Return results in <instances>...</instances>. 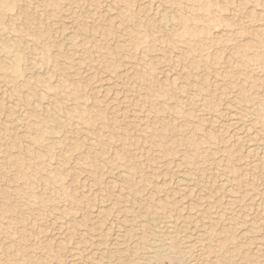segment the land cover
<instances>
[{
    "label": "rangeland",
    "instance_id": "1",
    "mask_svg": "<svg viewBox=\"0 0 264 264\" xmlns=\"http://www.w3.org/2000/svg\"><path fill=\"white\" fill-rule=\"evenodd\" d=\"M192 1L0 0V264H264V0Z\"/></svg>",
    "mask_w": 264,
    "mask_h": 264
},
{
    "label": "bare ground",
    "instance_id": "2",
    "mask_svg": "<svg viewBox=\"0 0 264 264\" xmlns=\"http://www.w3.org/2000/svg\"><path fill=\"white\" fill-rule=\"evenodd\" d=\"M58 1H60V0H58ZM142 1V0H141ZM145 1V0H144ZM151 1V0H150ZM181 1V0H180ZM191 1V0H190ZM195 0H193L192 2H194ZM212 1V0H211ZM7 2V1H6ZM192 2H190V3H192ZM54 3V2H53ZM107 3V2H106ZM144 3V2H143ZM146 3V2H145ZM144 3V4H145ZM180 3V2H179ZM184 3H188V2H184ZM207 3V2H206ZM57 4V3H56ZM55 4V5H56ZM143 4V5H144ZM147 4H148V8H149V1L147 2ZM181 4H182V2H181ZM181 4H179V5H181ZM189 4V3H188ZM193 4V3H192ZM202 4H203V2H202ZM205 4V3H204ZM151 5V4H150ZM155 5H157V3L155 4ZM154 5V6H155ZM159 5V4H158ZM178 5V4H177ZM206 5V4H205ZM183 6H184V4H183ZM195 7H196V4L194 5ZM207 6V5H206ZM153 7V6H152ZM179 7V6H178ZM182 7V6H181ZM187 7H189L188 5H187ZM193 7V6H192ZM209 7V6H208ZM180 8V7H179ZM183 8V7H182ZM189 9V8H188ZM204 9V8H203ZM214 9V8H213ZM154 10H156V9H154ZM179 10V9H178ZM181 10V9H180ZM185 10V9H184ZM192 10V9H191ZM196 10V9H195ZM206 10V9H205ZM211 10V9H210ZM215 10V9H214ZM152 11V10H151ZM154 12H156V11H154ZM158 12V11H157ZM203 12V11H202ZM252 12V11H251ZM164 13V12H163ZM210 13V12H209ZM250 13V12H249ZM248 13V14H249ZM199 14V13H198ZM208 13L206 12V14L205 15H207ZM212 14H214V13H211V15L210 16H212ZM252 14V13H251ZM159 15H160V13H159ZM165 15H167V14H165ZM204 15V14H203ZM253 15V14H252ZM161 16H162V12H161ZM167 17V16H166ZM180 17V16H179ZM202 17V16H201ZM208 17H209V15H208ZM207 17V18H208ZM212 17H214V16H212ZM216 17V16H215ZM214 17V18H215ZM157 18H158V16H157ZM161 18V17H160ZM164 18H165V16H164ZM163 18V19H164ZM187 18V17H186ZM195 18V17H194ZM166 19V18H165ZM165 19H164V21H165ZM182 19H185V18H183L182 17ZM181 19V20H182ZM189 19H191V17H189ZM196 19V18H195ZM194 19V20H195ZM204 19V18H203ZM161 20V19H160ZM169 20V19H168ZM178 20V19H177ZM180 20V19H179ZM186 20V19H185ZM191 21V20H190ZM197 21V20H196ZM200 21V20H199ZM206 21V20H205ZM204 21V22H205ZM210 21V20H209ZM212 21H213V19H212ZM52 22V21H51ZM185 22V21H184ZM208 22V21H207ZM180 23H181V21H180ZM197 23V22H196ZM202 23V22H201ZM201 23H200V25H201ZM178 24V23H177ZM205 24V23H204ZM207 24V23H206ZM225 24V23H224ZM165 25V24H164ZM185 25V24H184ZM202 25H203V23H202ZM215 25V24H214ZM240 25V24H239ZM179 26V25H178ZM191 26V25H190ZM260 27V26H259ZM182 28H184V26H182L181 27V29ZM200 28V27H199ZM202 29H203V27H202ZM201 29V30H202ZM184 30V29H183ZM249 30V29H248ZM264 30V29H263ZM190 31V30H189ZM204 31V30H203ZM169 32V31H168ZM187 32V31H186ZM192 32V31H191ZM255 32V31H254ZM253 32V33H254ZM259 32V31H258ZM205 33V32H204ZM253 33H251V35L253 36ZM257 33V32H256ZM169 34V33H168ZM188 34V33H187ZM186 34V35H187ZM207 34V33H206ZM205 34V35H206ZM193 35V34H192ZM191 35V36H192ZM203 36V35H202ZM216 36V35H215ZM255 36H257V35H255ZM168 37H169V35H168ZM204 37V36H203ZM258 37V36H257ZM173 38V37H172ZM180 38V37H179ZM195 38V37H194ZM198 38V37H197ZM197 38H195V39H197ZM215 38V37H214ZM219 38V37H218ZM248 38V37H247ZM199 39V38H198ZM212 39V38H211ZM183 40H185V39H183ZM187 40V39H186ZM193 40V39H192ZM202 41V40H201ZM250 41V40H249ZM258 41V40H257ZM218 43V42H217ZM251 44V43H250ZM198 45H199V43H198ZM262 45V44H261ZM264 46V45H263ZM259 47V46H258ZM259 48H262V47H259ZM185 49V48H184ZM187 49V48H186ZM185 49V50H186ZM200 50H201V45H200V48H199ZM199 50V51H200ZM245 51V50H244ZM258 51V50H257ZM257 51H255V52H257ZM187 52V51H186ZM195 52V51H194ZM241 52V51H240ZM169 53V52H168ZM190 53V52H189ZM199 53V52H198ZM252 53H254L253 52V49H252ZM196 54V53H195ZM236 54V53H235ZM189 55V54H188ZM187 55V56H188ZM243 55V57H244V54H242ZM192 56V55H191ZM255 56V55H254ZM256 56H257V54H256ZM193 57V56H192ZM239 57V56H238ZM247 57V56H246ZM197 58V57H196ZM188 59H190L189 57H188ZM206 60V59H205ZM197 61V60H196ZM207 61V60H206ZM205 61V62H206ZM255 62V61H254ZM187 63H189V62H187ZM200 64V63H199ZM206 64V63H205ZM182 65V64H181ZM194 67V66H193ZM166 72V71H165ZM170 75V74H169ZM172 75V74H171ZM174 76V75H173ZM255 76V75H254ZM107 77V76H106ZM175 77H173V79H174ZM172 79V80H173ZM175 79H177V78H175ZM174 79V83L175 82H177L176 80ZM169 80V79H168ZM170 81V80H169ZM171 82V81H170ZM178 83V82H177ZM216 83V82H215ZM1 84V83H0ZM176 84V83H175ZM172 85H174V84H172ZM177 85V84H176ZM175 85V86H176ZM214 85V84H213ZM173 87V86H172ZM215 87V86H214ZM174 88V87H173ZM202 88V87H201ZM199 92H200V89H199ZM151 96V95H150ZM158 96V95H157ZM192 96V95H191ZM155 97V96H154ZM152 98V97H151ZM232 99V98H231ZM154 100V99H153ZM179 100H177V102H178ZM232 101V100H231ZM227 102H229V101H227ZM226 103V102H225ZM230 103V102H229ZM8 104V103H7ZM47 104V103H46ZM179 104H180V102H179ZM230 104H232V102L230 103ZM175 105H176V103H175ZM178 105V104H177ZM176 105V106H177ZM179 106V105H178ZM21 107V106H20ZM227 107V106H226ZM228 107H230V106H228ZM231 107H232V105H231ZM230 107V108H231ZM234 107V106H233ZM235 109V108H234ZM175 110V109H174ZM227 110V109H226ZM261 110V109H260ZM176 111V110H175ZM178 112V111H177ZM180 112V111H179ZM231 112H232V109H231ZM231 112H230V115H232L231 114ZM229 113V112H228ZM233 113V112H232ZM235 113H236V111H235ZM180 114V113H179ZM244 114V113H243ZM183 115V114H182ZM236 115V114H235ZM240 116H242L241 114H239ZM243 117V116H242ZM246 117H247V115H246ZM246 117H245V119H246ZM78 118H79V116H78ZM248 118V117H247ZM80 119V118H79ZM230 120H231V123H232V125H234L237 129H243V130H245L244 129V125H245V122L243 123L242 121H241V117H239V116H232L231 118H230ZM229 120V121H230ZM212 121V123H213V121H214V119L213 120H211ZM210 122V121H209ZM242 123L244 124V125H242ZM215 124V123H214ZM214 124H212L213 125V127L215 128V126H214ZM229 125H230V123H229ZM247 126H249V127H252V126H250V125H247ZM218 127V126H217ZM216 127V128H217ZM245 127H246V125H245ZM199 129V128H198ZM219 129V128H218ZM223 129V128H222ZM236 129V130H237ZM247 129V128H246ZM234 130V129H233ZM39 131V130H38ZM218 131V130H217ZM223 131V130H222ZM247 131V130H246ZM253 131V130H252ZM235 132V131H234ZM237 132H238V130H237ZM241 132V131H240ZM239 132V133H240ZM243 132V131H242ZM236 133V132H235ZM243 134H245V133H242V135ZM246 134H249V133H247L246 132ZM251 134V133H250ZM39 135V134H38ZM237 135V134H236ZM239 135V134H238ZM241 135V136H242ZM45 136V135H44ZM252 136H253V134H252ZM252 136H250L249 135V137H252ZM257 136V134L255 135V137ZM239 137V136H238ZM237 137V138H238ZM245 140H246V138H244ZM192 140V139H191ZM195 141V140H194ZM247 141V140H246ZM257 141V140H256ZM193 142V141H192ZM251 142V141H250ZM249 142V144H252L253 142H251L250 143ZM198 143V142H197ZM36 144H38V143H36ZM188 144H189V141H188ZM196 144V143H195ZM260 144V143H259ZM187 145V144H186ZM199 145V144H198ZM197 145V146H198ZM196 146V147H197ZM253 146H255V145H253ZM253 146L250 148V149H248L247 148V151H248V153L247 154H249V155H254V156H257V157H259V155H262V157L264 156V154L262 153V152H260L259 150H258V146H256V148H253ZM195 147V148H196ZM263 148H264V146H262ZM188 148V147H187ZM189 148H192L191 146L189 147ZM194 148V149H195ZM27 150V149H26ZM190 150V149H189ZM196 150V149H195ZM246 150V149H245ZM187 153V152H186ZM186 153H184V154H186ZM191 153V152H190ZM192 154H193V152H192ZM195 155V154H194ZM193 155V156H194ZM188 156V155H187ZM246 156V155H245ZM254 156H251V157H254ZM183 158L185 159V157L183 156ZM188 158V157H187ZM190 158H192V156L190 157ZM196 158V157H195ZM194 158V159H195ZM260 158V157H259ZM193 158H192V160H194ZM254 159V158H253ZM258 158H256V160H257ZM97 160H98V157H97ZM188 160H191V159H189L188 158ZM187 161V160H186ZM259 161V160H258ZM97 162H100V161H97ZM190 162V161H189ZM192 162V161H191ZM195 162V161H194ZM194 162H193V164H194ZM256 162V161H255ZM255 162H253V163H255ZM260 162V161H259ZM259 162L257 163V164H259ZM165 163V162H164ZM196 163V162H195ZM188 165V164H187ZM191 165V164H190ZM260 165V164H259ZM254 166V165H253ZM256 167V166H255ZM261 167V166H260ZM256 169H258V168H256ZM242 174V173H241ZM106 181V180H105ZM264 181V180H263ZM263 183V182H262ZM109 184H111V183H109ZM222 188V187H221ZM251 190V189H250ZM255 194V193H254ZM159 198V197H158ZM157 198V199H158ZM151 200V199H150ZM262 200V199H261ZM186 204V203H185ZM199 205V204H198ZM263 206V205H262ZM159 208V207H158ZM236 208V207H235ZM230 211V210H229ZM165 213V212H164ZM168 214V213H167ZM160 215V214H159ZM166 215V214H165ZM160 216H162L163 217V214L161 213V215ZM166 217V216H165ZM173 217V216H172ZM170 218V217H169ZM163 219H165V218H163ZM167 219V218H166ZM171 219V218H170ZM170 219H167L165 222H163V223H161V226H159L158 227V230H157V227H156V230H157V232H156V234H155V237H156V239H154V241H153V246H152V255H153V257H154V259L155 260H157L156 261V263H158L159 264V262H160V259H162V258H165V259H168V260H170V261H174V262H177V263H179V264H204V260H203V255L206 253V252H208V251H206V250H208V247H207V245H205V244H203L204 242H202V243H200V242H193V241H189V240H186L185 238H183L182 236H180V232H178V230L176 229V225H175V223H174V221H171ZM210 219H213V218H210ZM252 221V220H251ZM223 222V221H222ZM189 225V224H188ZM206 225V224H205ZM178 227H180V225L178 226ZM220 228V227H219ZM125 229V228H124ZM179 229V228H178ZM191 229V228H190ZM179 231H181V232H183L181 229L179 230ZM214 231V230H213ZM218 231V230H217ZM243 231H244V229H243ZM154 232V231H153ZM209 232H210V230H209ZM185 233V232H184ZM194 234V233H193ZM197 234V233H196ZM210 234V233H209ZM214 233L212 232V235H213ZM216 234V233H215ZM214 234V235H215ZM187 235V234H186ZM214 235L213 236H209V237H214ZM196 236V235H195ZM207 236V235H206ZM153 237V236H152ZM201 237H202V235H201ZM200 237V238H201ZM208 237V236H207ZM206 237V238H207ZM199 238V237H198ZM203 238V237H202ZM196 238H194V240H195ZM208 239V238H207ZM211 239V238H210ZM214 239V238H213ZM192 240V239H191ZM201 240V239H200ZM215 240V239H214ZM219 240V239H218ZM152 241V240H151ZM204 241V240H203ZM208 242H210L209 241V239L207 240ZM206 241V242H207ZM246 241V240H245ZM116 242V241H115ZM213 242V241H212ZM212 242H210L211 244H212ZM151 243V242H150ZM209 243V244H210ZM213 243H215V242H213ZM151 245V244H150ZM213 245V244H212ZM215 246V245H214ZM213 246V247H214ZM151 247V246H150ZM70 248V247H69ZM211 248V247H210ZM114 250V249H113ZM216 250V249H215ZM214 251V250H213ZM211 252V251H210ZM214 253H217V252H214ZM213 253V254H214ZM148 254V253H147ZM211 254V253H210ZM212 254V255H213ZM87 255V254H86ZM151 255V254H150ZM211 255V256H212ZM208 256V255H207ZM249 256V255H248ZM149 258H151V257H149ZM204 258H206V257H204ZM209 258V257H208ZM215 258V257H214ZM153 259V260H154ZM164 259V260H165ZM207 259V258H206ZM210 259H211V257H210ZM95 260V259H94ZM206 261V260H205ZM167 262V261H166ZM207 262V261H206ZM210 262V261H209ZM216 262H218V261H216ZM215 262V263H216ZM165 263V262H164ZM168 263V262H167ZM166 264V263H165ZM212 264V263H211ZM214 264V263H213Z\"/></svg>",
    "mask_w": 264,
    "mask_h": 264
}]
</instances>
